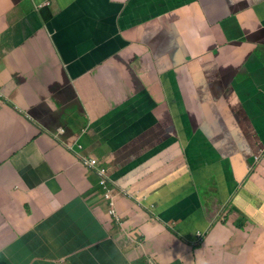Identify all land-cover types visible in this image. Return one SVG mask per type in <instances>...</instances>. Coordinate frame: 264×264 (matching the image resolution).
Masks as SVG:
<instances>
[{
    "label": "crops",
    "instance_id": "obj_1",
    "mask_svg": "<svg viewBox=\"0 0 264 264\" xmlns=\"http://www.w3.org/2000/svg\"><path fill=\"white\" fill-rule=\"evenodd\" d=\"M262 147L264 0H0V264H264Z\"/></svg>",
    "mask_w": 264,
    "mask_h": 264
},
{
    "label": "clouds",
    "instance_id": "obj_2",
    "mask_svg": "<svg viewBox=\"0 0 264 264\" xmlns=\"http://www.w3.org/2000/svg\"><path fill=\"white\" fill-rule=\"evenodd\" d=\"M77 0H70V3L72 2V4H74ZM50 3H46L45 6H49ZM123 6V5H122ZM124 8V7H123ZM207 22L206 20L203 21V23ZM176 39H173L171 41V43L168 46L174 45L176 42ZM139 85H136L133 87V93L134 91L138 88ZM148 93L145 90H141L140 92H138L135 96H133L132 98L128 99L127 101H131L130 105H133L134 102H136L138 100V98H142L145 97L147 98ZM126 101V102H127ZM124 102V103H126ZM127 110V109H125ZM125 110L122 109L121 106H117L114 107L109 113H108V119H111L113 116L116 115H120L122 112H124ZM59 133L60 134H64L65 133V129L61 128L59 129ZM80 136V135H78ZM82 148V145L79 141V139L76 142H73L72 144L69 145V149L72 152H77ZM262 162H264V147H262L258 152L253 153V155L251 156V165H250V169H252L250 172L254 173L260 166ZM82 164L86 167V169L93 175L96 176V178L99 181V185L102 189V198L105 200V202L107 203V213L110 216V218L115 221L117 224H120L121 220H120V216L117 214L116 212V206L114 204V194H113V189H114V183L113 181L110 179V176L108 175V170L106 169L105 166H103V164L95 157L92 158H84L82 161ZM191 178L193 180V183L195 184V186L197 188H199L198 190L202 193V194H206V192H208L210 190V187L208 184H210V180L207 182V180H203L201 182H196L198 175L196 174H192L190 173ZM231 179V181H230ZM228 180V183L230 185V187L232 189L237 187V183L236 180H234L233 178H230ZM244 189L248 190L249 187L243 186ZM201 194V195H202ZM203 198L205 197L202 196ZM145 200H147V197H145ZM202 211L204 214H206L207 216H209V211L211 209L215 210V213L213 215L212 218H210V223L212 225H214L216 227L217 223L220 222L223 225L226 224V222H230V220L232 221V226L234 228H236L235 226V222L239 217H245L247 219L248 222V217L247 214L244 210H241L240 208H236L235 206L230 204V201H228L227 203L220 201H215V199L213 198L212 194H209L207 196V198L203 201L202 204ZM245 223L244 227L241 229H238L240 231H243L246 227ZM228 227V226H227ZM197 234L199 235L200 233L197 232ZM200 241L196 242L195 244H197V246L200 245ZM194 245H192L190 247V251L195 254L197 251H200L201 249L199 247H196ZM205 264V263H203Z\"/></svg>",
    "mask_w": 264,
    "mask_h": 264
},
{
    "label": "rangeland",
    "instance_id": "obj_3",
    "mask_svg": "<svg viewBox=\"0 0 264 264\" xmlns=\"http://www.w3.org/2000/svg\"><path fill=\"white\" fill-rule=\"evenodd\" d=\"M165 7H166L165 5H160L158 11H160L162 8H165ZM179 16H180V14L171 13V14H170V20H169V21L176 22V21L178 20ZM169 21H167V22H169ZM204 28H205V27H204ZM204 28H203V29H204ZM132 94H133V92H132ZM215 177H216V176H215ZM213 181H214V178H212V179L210 180V183H212ZM230 181H231V179H230Z\"/></svg>",
    "mask_w": 264,
    "mask_h": 264
},
{
    "label": "trees",
    "instance_id": "obj_4",
    "mask_svg": "<svg viewBox=\"0 0 264 264\" xmlns=\"http://www.w3.org/2000/svg\"><path fill=\"white\" fill-rule=\"evenodd\" d=\"M247 222V219L245 217H239L236 222H235V226L238 229H241L244 227L245 223Z\"/></svg>",
    "mask_w": 264,
    "mask_h": 264
}]
</instances>
